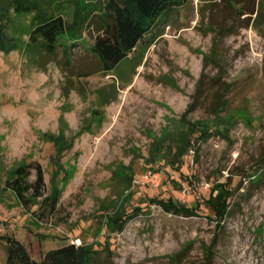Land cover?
<instances>
[{"label":"rangeland","instance_id":"obj_1","mask_svg":"<svg viewBox=\"0 0 264 264\" xmlns=\"http://www.w3.org/2000/svg\"><path fill=\"white\" fill-rule=\"evenodd\" d=\"M74 1L59 0L68 21ZM238 2L253 0H180L107 72L89 50L99 11L53 53L28 42L31 14L16 18L17 46L0 51V264L6 235L38 260L74 243L89 264H264V22ZM24 163L44 177L26 202L6 189ZM220 182L233 192L219 223L207 199Z\"/></svg>","mask_w":264,"mask_h":264},{"label":"trees","instance_id":"obj_2","mask_svg":"<svg viewBox=\"0 0 264 264\" xmlns=\"http://www.w3.org/2000/svg\"><path fill=\"white\" fill-rule=\"evenodd\" d=\"M179 1L106 0L103 7H99L95 0H75L71 20L68 21L59 12V0H0V51L9 52L17 46L15 36L9 31L16 28L15 21L18 17L31 14L30 25L23 30L28 36V42L38 44L45 52L53 53L60 45L62 36L77 42L91 15L99 11L104 25L89 50L100 60L102 71L107 72L134 50L144 35L156 25L161 13L171 10ZM238 4V15H254L252 26L256 29L261 27L264 22L263 0H253L251 7H246L240 2ZM107 18H111L110 23ZM28 166L27 163L18 165L12 170L11 178L6 179V189L11 190L24 202L28 201V198H25L28 191H32L31 195L35 198L41 197L44 185L41 167L35 166L36 177L34 181H29L28 174L26 175ZM262 181L261 173L247 174L248 185L244 192L257 188ZM232 192L226 182H220L215 184L207 199L219 223L230 213ZM56 200L54 195L49 202L53 205ZM150 201H156L166 212L193 215V208L179 206L171 200L151 198ZM116 219V215L112 217L113 221ZM2 238L5 240L6 264H89L92 252L83 244L66 243L47 250L38 260L33 258L25 244L15 237L6 235Z\"/></svg>","mask_w":264,"mask_h":264}]
</instances>
